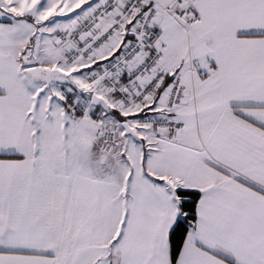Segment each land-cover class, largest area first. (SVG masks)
<instances>
[{
	"label": "snow or ice",
	"instance_id": "6c2138e0",
	"mask_svg": "<svg viewBox=\"0 0 264 264\" xmlns=\"http://www.w3.org/2000/svg\"><path fill=\"white\" fill-rule=\"evenodd\" d=\"M0 264H264V0H0Z\"/></svg>",
	"mask_w": 264,
	"mask_h": 264
}]
</instances>
